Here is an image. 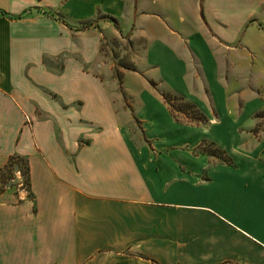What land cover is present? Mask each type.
Listing matches in <instances>:
<instances>
[{"label": "crops", "instance_id": "crops-1", "mask_svg": "<svg viewBox=\"0 0 264 264\" xmlns=\"http://www.w3.org/2000/svg\"><path fill=\"white\" fill-rule=\"evenodd\" d=\"M0 12V169L25 159L30 195L0 194V264H264V166L214 136L252 130L255 106L202 112L200 128L144 95L139 138L98 64L111 18L147 37L161 81L186 84L191 19L196 82L224 98L248 74L264 85V0H0ZM204 140L233 166L196 154Z\"/></svg>", "mask_w": 264, "mask_h": 264}, {"label": "rangeland", "instance_id": "rangeland-1", "mask_svg": "<svg viewBox=\"0 0 264 264\" xmlns=\"http://www.w3.org/2000/svg\"><path fill=\"white\" fill-rule=\"evenodd\" d=\"M195 23L191 19L185 21V24L183 23L186 26L187 32L193 35L194 38L191 40V43L188 38V43L185 47L181 45V49L177 53L182 60L185 61L186 59L189 65L188 82L186 84H169L161 81L157 77L155 69H151L146 65L147 37L139 36L135 26L122 32L117 25L118 29H115L114 34L105 36L101 41V57L98 64L100 65L99 70L101 71L102 69L104 71L101 73H103L106 91L113 97L114 106L118 109L119 113H122L124 118H129L131 128L139 138L142 136L140 132L142 123L136 118L135 113L140 110L142 106L140 97L144 95L151 97V102L155 106L164 107L165 105L162 100L164 94L171 93L181 96L187 101L195 103L202 112H209L215 118H219L216 114L219 108L231 111V109L246 108L248 105L251 107L255 106L251 114V119L255 121L252 130L246 126L243 128V132L241 129H238L235 134L230 129L222 132L216 130L214 131V136H224L225 134V142L236 144L231 147L235 157L246 159L253 154V156L255 155L254 159H258L259 164L264 166V150H260L259 153L255 152L257 150L255 146L257 147L258 143L261 144L264 141V85H258L257 82H253L251 74H248L245 77L246 83L238 84L233 89V95L229 94V97L224 98V94L220 95L221 91L218 94L215 91L213 93L209 89L208 84L196 82L195 79L200 73V68L195 62L194 53L196 54L195 50L201 47V45L197 36L200 35L198 33L199 28H197ZM87 27L88 24L80 28ZM183 28L185 29L182 25V30ZM228 47L231 46L228 45ZM230 53V50H228L229 61L233 60L235 56V54L232 56ZM248 62L251 65L253 60ZM250 71H252V68H245V72ZM194 74V77H190ZM197 80L200 79L197 78ZM227 87H231V84H228ZM246 92L247 97H243L242 95L245 96ZM200 128H207V126ZM212 129L215 128L213 127ZM237 134L238 137H236ZM24 172V164L16 160L11 168L5 172H0V189H3V192L11 191L15 194H18L19 190H24L26 197L29 198V187ZM262 181L264 183L263 179Z\"/></svg>", "mask_w": 264, "mask_h": 264}, {"label": "trees", "instance_id": "trees-1", "mask_svg": "<svg viewBox=\"0 0 264 264\" xmlns=\"http://www.w3.org/2000/svg\"><path fill=\"white\" fill-rule=\"evenodd\" d=\"M0 15L4 16L5 13L0 12ZM103 20L111 22L114 27L118 29L117 24L113 19L104 18ZM162 100L172 119L177 123H185L194 126H206L209 123L207 117L202 113L195 103L187 101L181 96L167 93L162 96ZM194 152L196 154H205L206 156L214 158L221 164H224L228 167L233 166V160L227 155L226 151L213 142L207 140L202 141ZM16 160L19 163H23L25 166L24 175L27 177V184L29 187V167L25 159L15 157L10 158L0 170V172L7 171V169L12 167ZM3 191V189H0V194L3 193Z\"/></svg>", "mask_w": 264, "mask_h": 264}]
</instances>
